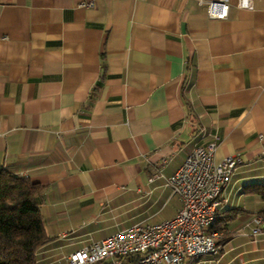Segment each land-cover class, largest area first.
Returning <instances> with one entry per match:
<instances>
[{
    "label": "crops",
    "instance_id": "crops-1",
    "mask_svg": "<svg viewBox=\"0 0 264 264\" xmlns=\"http://www.w3.org/2000/svg\"><path fill=\"white\" fill-rule=\"evenodd\" d=\"M211 140L245 163L220 207L231 237L189 264H264L246 191L264 184V0L226 19L198 0H0V172L46 188L37 264L175 217L167 179Z\"/></svg>",
    "mask_w": 264,
    "mask_h": 264
},
{
    "label": "built area",
    "instance_id": "built-area-1",
    "mask_svg": "<svg viewBox=\"0 0 264 264\" xmlns=\"http://www.w3.org/2000/svg\"><path fill=\"white\" fill-rule=\"evenodd\" d=\"M206 5L210 17L226 19L231 0H198ZM243 8L252 9L254 0H239ZM218 143L195 145L179 169L167 179L182 200L179 213L156 223L140 222L127 229L90 242L69 257L70 264H189L221 248L222 233L211 230L224 201L225 191L236 170L245 163L240 153L217 161ZM157 177V176H156ZM252 234L264 232V216L249 222Z\"/></svg>",
    "mask_w": 264,
    "mask_h": 264
},
{
    "label": "trees",
    "instance_id": "trees-1",
    "mask_svg": "<svg viewBox=\"0 0 264 264\" xmlns=\"http://www.w3.org/2000/svg\"><path fill=\"white\" fill-rule=\"evenodd\" d=\"M45 190L27 177L8 170L0 172V264H37L38 251L53 240L40 206ZM246 191L264 200V184L255 183ZM260 215L264 216V209ZM227 222L219 213L211 226L222 233L221 245L232 235Z\"/></svg>",
    "mask_w": 264,
    "mask_h": 264
},
{
    "label": "rangeland",
    "instance_id": "rangeland-1",
    "mask_svg": "<svg viewBox=\"0 0 264 264\" xmlns=\"http://www.w3.org/2000/svg\"><path fill=\"white\" fill-rule=\"evenodd\" d=\"M222 161V160H221Z\"/></svg>",
    "mask_w": 264,
    "mask_h": 264
}]
</instances>
